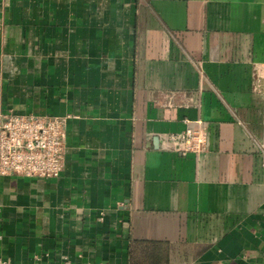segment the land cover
Returning a JSON list of instances; mask_svg holds the SVG:
<instances>
[{
	"label": "crops",
	"instance_id": "0c3cea01",
	"mask_svg": "<svg viewBox=\"0 0 264 264\" xmlns=\"http://www.w3.org/2000/svg\"><path fill=\"white\" fill-rule=\"evenodd\" d=\"M7 113L68 116L58 177L0 175L7 264H264V0H0Z\"/></svg>",
	"mask_w": 264,
	"mask_h": 264
},
{
	"label": "built area",
	"instance_id": "2783aa9c",
	"mask_svg": "<svg viewBox=\"0 0 264 264\" xmlns=\"http://www.w3.org/2000/svg\"><path fill=\"white\" fill-rule=\"evenodd\" d=\"M67 118L13 113L2 115L0 175L58 177L63 168V130ZM206 141L207 124L203 121H196L183 131L167 133L162 137L164 147L180 155L204 152ZM262 155L264 157V150ZM0 264H7V261L0 257Z\"/></svg>",
	"mask_w": 264,
	"mask_h": 264
}]
</instances>
